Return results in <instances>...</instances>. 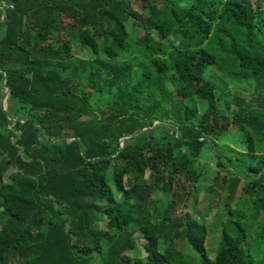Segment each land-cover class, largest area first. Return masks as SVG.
I'll return each instance as SVG.
<instances>
[{"label":"trees","instance_id":"1","mask_svg":"<svg viewBox=\"0 0 264 264\" xmlns=\"http://www.w3.org/2000/svg\"><path fill=\"white\" fill-rule=\"evenodd\" d=\"M0 7V264H177L178 241L197 264H264V0ZM229 128L241 151L217 152ZM205 146L224 194L212 257L215 226L171 215L185 184L196 195L207 179Z\"/></svg>","mask_w":264,"mask_h":264},{"label":"rangeland","instance_id":"2","mask_svg":"<svg viewBox=\"0 0 264 264\" xmlns=\"http://www.w3.org/2000/svg\"><path fill=\"white\" fill-rule=\"evenodd\" d=\"M172 1V0H171ZM130 8L133 10L138 11L139 5L137 2L130 3ZM164 11V7H161L158 10L159 14H162ZM152 19L155 17L152 15ZM128 28L130 25V21L126 24ZM167 38L169 40H174L177 43H182L177 39V35L175 33V29H172L170 32L167 33ZM70 49L72 56L81 57L83 59L88 58V54H86L83 50H80L79 45L76 42L70 43ZM74 86L81 87L83 82L79 75L74 76ZM228 91L231 94V99H235L237 102L246 100L249 96V89L247 87H236V88H229ZM261 99L260 97H258ZM239 137L236 132L229 128L225 133L221 134L220 137L214 141L212 147L217 152L222 148L225 147L227 150H234V151H241L240 143L238 142ZM207 155V147H203L198 160L197 165L201 163H207L209 166V173L207 175V179L201 185H198V191L196 195L192 193L191 188H187L185 184V190H189L186 195H183L180 200L173 201L172 205V212L171 215L176 216L179 214H187L190 218L200 219L203 221L206 229L212 230V227L215 226L213 230V237L209 240V255L210 257L213 256L214 249L216 246V239L219 235L220 230V222L224 219V214L220 213V208L223 205V198L224 194L219 192L218 189L212 187V177L214 173L217 171L218 167L215 164L216 159L211 158L208 161L205 159ZM206 166V165H205ZM222 173L221 171H219ZM146 177V175L144 176ZM179 192V191H178ZM176 192V193H178ZM121 195H115V200L119 201ZM149 199H153L156 202H170L172 197L170 195H164L159 191H155L149 197ZM235 199L229 205L230 208H234L235 206ZM245 206L241 207V210H244ZM218 216V218H217ZM146 217H138V221L141 224L146 223ZM142 241L137 240L136 246L131 251H126L127 255H130L132 258L142 257L144 255L143 249L141 248ZM176 250L178 251L175 256V261L177 264H197V257L192 252V250L182 241H178L175 244Z\"/></svg>","mask_w":264,"mask_h":264},{"label":"water","instance_id":"3","mask_svg":"<svg viewBox=\"0 0 264 264\" xmlns=\"http://www.w3.org/2000/svg\"><path fill=\"white\" fill-rule=\"evenodd\" d=\"M2 8V7H0ZM2 19V17L0 18V20ZM4 73H2V81H1V84L3 86V95H2V98H1V101H0V108L2 110L3 113H5V110H6V103H5V100H6V96H7V88L4 86ZM121 147V142L119 143V148Z\"/></svg>","mask_w":264,"mask_h":264}]
</instances>
